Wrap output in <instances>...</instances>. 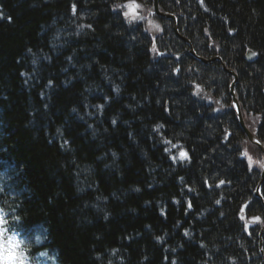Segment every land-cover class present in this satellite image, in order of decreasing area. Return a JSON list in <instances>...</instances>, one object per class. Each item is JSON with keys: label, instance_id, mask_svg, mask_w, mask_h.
I'll list each match as a JSON object with an SVG mask.
<instances>
[{"label": "trees", "instance_id": "1", "mask_svg": "<svg viewBox=\"0 0 264 264\" xmlns=\"http://www.w3.org/2000/svg\"><path fill=\"white\" fill-rule=\"evenodd\" d=\"M127 3L0 0V227L46 229L60 264H263L262 169L243 153L263 157L233 78L190 56L173 22L130 24L114 7ZM158 3L199 56L237 74L264 141V0Z\"/></svg>", "mask_w": 264, "mask_h": 264}, {"label": "water", "instance_id": "2", "mask_svg": "<svg viewBox=\"0 0 264 264\" xmlns=\"http://www.w3.org/2000/svg\"><path fill=\"white\" fill-rule=\"evenodd\" d=\"M155 12L158 14V16L160 17H164L166 19H170L174 22V31L176 33V35L178 37H180L184 42H186L188 44V46L190 47V54L195 57L197 60L205 63V64H209V63H215V62H219L224 70L225 73H227L229 76L233 77L234 78V81L233 83L231 84V87H230V93H231V96H232V99H233V104H234V107H235V110L237 112V115H238V118H239V123L242 127V129L244 130L245 134L248 136L249 140L257 145L261 151L264 153V143H262L259 139H257L248 129L247 127L245 126V123H244V120H243V117H242V112H241V109H240V104L238 102V99H237V96L235 94V87L238 83V76L235 74L234 71L232 70H229L227 68V66L225 65V63L223 62V60L219 57H216L214 59H211V60H206V59H203V58H200L197 56L191 42L189 40H187L186 38L182 37L181 34L179 33L178 31V28H177V22H176V18L174 16H172L171 14H164V13H160L159 11V5H158V0H155ZM246 59L250 62H253L255 61L256 59V55H253V53L250 51L247 55H246ZM257 141H260V143H257ZM264 181V173L262 175V180H261V183L259 184L258 188L260 191L258 192L256 190V197L264 204V200H263V197L261 195V187H262V183ZM263 236H264V227L260 233V250H261V253L263 255Z\"/></svg>", "mask_w": 264, "mask_h": 264}, {"label": "snow or ice", "instance_id": "3", "mask_svg": "<svg viewBox=\"0 0 264 264\" xmlns=\"http://www.w3.org/2000/svg\"><path fill=\"white\" fill-rule=\"evenodd\" d=\"M115 8L119 9V8H126L127 11L124 12V16L128 18V22L131 24L132 21L134 20H137V19H144V17L142 16H139L138 12H137V9L139 7H141V5L137 4L136 3V0H128V3L127 4H116L114 6ZM73 10H75V6H73ZM157 29L159 30V26H157ZM153 52H157L158 53V49L156 48L155 44H153V47L151 49ZM160 55H163V53H159ZM253 55H255V53H253ZM176 73H179L180 69L179 68H176L174 70ZM199 92H200V88H199V85H197V92H196V95H199ZM99 107H103V105H100ZM223 107V106H221ZM234 107V106H233ZM217 111H219V109H216ZM113 123H115V121H113ZM162 127V125H158L157 128H156V131H159V128ZM165 144H171L172 145V148H176L177 145L176 144H172L171 141L169 140H165L164 141ZM257 143H260V141H257ZM165 152H171V149L170 148H165L164 149ZM244 156H248V153L247 151H245L243 153ZM180 159V160H184V159H187L188 158V154L186 151L184 150H181L178 154V156H172L171 159L173 160V162H175L177 159ZM248 161H249V166H251L253 163H256V164H259V166L261 168H264V162H261V161H253L251 157H248ZM183 178H181L182 180ZM221 183H223V181H221ZM189 191H191V189H189ZM257 191L259 192L260 190L257 189ZM262 196H264V193H261ZM176 203H178V201H176ZM217 203H219V201H217ZM187 206L188 208L190 209L192 207L191 205V202L188 201L187 202ZM162 214H163V210H162ZM243 218V217H242ZM255 220L259 221L260 218L259 217H256L254 218ZM187 234V233H186ZM22 262V261H21Z\"/></svg>", "mask_w": 264, "mask_h": 264}, {"label": "rangeland", "instance_id": "4", "mask_svg": "<svg viewBox=\"0 0 264 264\" xmlns=\"http://www.w3.org/2000/svg\"><path fill=\"white\" fill-rule=\"evenodd\" d=\"M141 11H142V7H139L137 9V12H138L139 16L141 15ZM12 249H13L12 246H8L6 248V250H4V248H2L0 246V264H21V261L23 262V264H31L28 259H24V258L19 257V256H14L12 254V252H11ZM6 254H9V256L4 259ZM36 264H54V263L53 262H49L47 260H40Z\"/></svg>", "mask_w": 264, "mask_h": 264}, {"label": "clouds", "instance_id": "5", "mask_svg": "<svg viewBox=\"0 0 264 264\" xmlns=\"http://www.w3.org/2000/svg\"><path fill=\"white\" fill-rule=\"evenodd\" d=\"M151 23H152V26H153L155 29H157V26H159V24H158L156 21H152ZM0 213H2V214H4V215H7V213L4 212L3 209H0ZM21 264H23V262H21Z\"/></svg>", "mask_w": 264, "mask_h": 264}, {"label": "bare ground", "instance_id": "6", "mask_svg": "<svg viewBox=\"0 0 264 264\" xmlns=\"http://www.w3.org/2000/svg\"><path fill=\"white\" fill-rule=\"evenodd\" d=\"M262 250H263V255H262V253H261V256H262L263 264H264V248H262ZM260 252H261V250H260Z\"/></svg>", "mask_w": 264, "mask_h": 264}]
</instances>
